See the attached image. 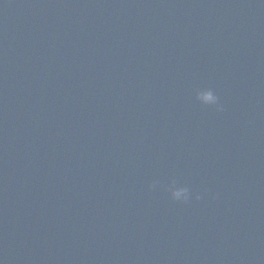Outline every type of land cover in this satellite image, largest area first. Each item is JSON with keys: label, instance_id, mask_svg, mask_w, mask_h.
I'll return each mask as SVG.
<instances>
[{"label": "water", "instance_id": "95a60500", "mask_svg": "<svg viewBox=\"0 0 264 264\" xmlns=\"http://www.w3.org/2000/svg\"><path fill=\"white\" fill-rule=\"evenodd\" d=\"M0 264H264V3L0 0Z\"/></svg>", "mask_w": 264, "mask_h": 264}, {"label": "clouds", "instance_id": "9594fccd", "mask_svg": "<svg viewBox=\"0 0 264 264\" xmlns=\"http://www.w3.org/2000/svg\"><path fill=\"white\" fill-rule=\"evenodd\" d=\"M262 3H264V0H261ZM198 99L201 100L203 103H216V97L210 92V91H201L198 93ZM218 111L222 110L221 105L217 108ZM172 198L176 201H186L187 196L184 189H176L172 192ZM201 197H197V200H199Z\"/></svg>", "mask_w": 264, "mask_h": 264}]
</instances>
